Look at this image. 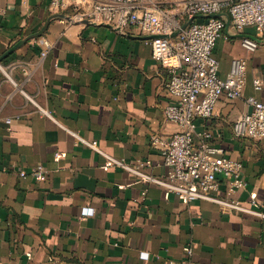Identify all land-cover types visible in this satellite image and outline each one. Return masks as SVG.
Listing matches in <instances>:
<instances>
[{
    "label": "crops",
    "instance_id": "0c3cea01",
    "mask_svg": "<svg viewBox=\"0 0 264 264\" xmlns=\"http://www.w3.org/2000/svg\"><path fill=\"white\" fill-rule=\"evenodd\" d=\"M68 17L48 0H0V264H264L263 217L183 203L106 164L148 160L146 173L165 175L150 137L177 131L164 116L168 74L138 30ZM243 35L253 30L226 24L213 51L221 78L233 59L246 58L242 96L220 98L196 127L242 163L246 186L234 197L264 214V139L232 130L247 96L264 102V40L247 52ZM40 39L49 43L44 57ZM36 165L46 168L45 181L19 177Z\"/></svg>",
    "mask_w": 264,
    "mask_h": 264
},
{
    "label": "built area",
    "instance_id": "2783aa9c",
    "mask_svg": "<svg viewBox=\"0 0 264 264\" xmlns=\"http://www.w3.org/2000/svg\"><path fill=\"white\" fill-rule=\"evenodd\" d=\"M48 8L69 11L70 21L138 30L145 36L152 58L168 74L165 90L171 101L164 116L177 125V131L167 138L150 137V147L161 157L165 175L153 177L146 173L151 165L148 160L137 159L129 164L106 157L107 165L131 171L142 182L163 187L183 203L205 200L223 209L264 218L263 213L251 208L254 201L246 207L234 197L246 186L242 163L224 156L223 149L211 143L210 133L196 127L197 120L212 115L220 98L234 100L242 96L246 58L233 59L229 73L221 78L213 51L226 24L240 33L245 28L252 29L253 35H243L240 45L247 52L255 51L264 40V0H48ZM38 43L44 57L49 43L45 39ZM251 84L254 91L262 87L259 77H253ZM244 101L249 109L234 121L233 134L262 140L264 102L254 96H247ZM4 123L9 125L11 119H4ZM71 134L80 144L97 150L95 141ZM18 174L43 182L47 170L36 165ZM220 185L224 187L223 194L216 195ZM140 257L147 258V254L141 253Z\"/></svg>",
    "mask_w": 264,
    "mask_h": 264
},
{
    "label": "trees",
    "instance_id": "16d2710c",
    "mask_svg": "<svg viewBox=\"0 0 264 264\" xmlns=\"http://www.w3.org/2000/svg\"><path fill=\"white\" fill-rule=\"evenodd\" d=\"M67 13L70 15L71 13L69 11H67Z\"/></svg>",
    "mask_w": 264,
    "mask_h": 264
}]
</instances>
